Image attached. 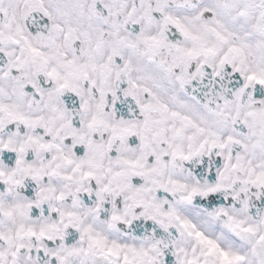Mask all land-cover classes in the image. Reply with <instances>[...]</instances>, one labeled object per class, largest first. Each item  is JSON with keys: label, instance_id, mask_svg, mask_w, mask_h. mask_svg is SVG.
<instances>
[{"label": "snow or ice", "instance_id": "1", "mask_svg": "<svg viewBox=\"0 0 264 264\" xmlns=\"http://www.w3.org/2000/svg\"><path fill=\"white\" fill-rule=\"evenodd\" d=\"M0 264H264V0H0Z\"/></svg>", "mask_w": 264, "mask_h": 264}]
</instances>
